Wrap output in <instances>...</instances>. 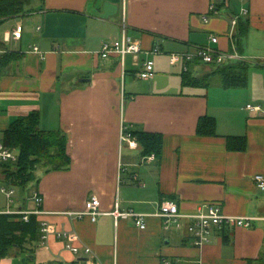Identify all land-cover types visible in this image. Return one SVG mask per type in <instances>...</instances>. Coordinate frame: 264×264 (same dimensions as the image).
<instances>
[{
  "label": "crops",
  "instance_id": "1",
  "mask_svg": "<svg viewBox=\"0 0 264 264\" xmlns=\"http://www.w3.org/2000/svg\"><path fill=\"white\" fill-rule=\"evenodd\" d=\"M106 2L118 7L109 18L101 16ZM29 10L0 24L10 25L0 39L10 55L0 58V141L14 121L36 114L42 130L66 136L71 163L62 170L39 166L33 181L16 186L0 162V234L8 223H34L8 231L14 243L0 264L72 262L68 242L89 247L96 264H264V190L254 181L264 176V0H34ZM19 25L22 37L15 39ZM114 41L138 42L141 51L101 57ZM200 46L236 51L243 60L225 65H247L245 86L224 87L216 75L209 85L185 82L182 62L173 64L171 55ZM148 60L154 75L142 79ZM214 66L197 63L191 76ZM203 118L213 119L214 133H198ZM125 130L158 135L159 154H144L137 140L136 147L123 142ZM3 189L14 190L11 201ZM92 195L102 214L95 221L76 216ZM164 201L183 215L219 204L252 226L213 229L208 243L194 246L187 232L194 221L165 227ZM116 203L143 215L146 228L112 215ZM23 211L32 212L28 222ZM44 222L74 237L45 241Z\"/></svg>",
  "mask_w": 264,
  "mask_h": 264
},
{
  "label": "built area",
  "instance_id": "2",
  "mask_svg": "<svg viewBox=\"0 0 264 264\" xmlns=\"http://www.w3.org/2000/svg\"><path fill=\"white\" fill-rule=\"evenodd\" d=\"M232 24L235 26L237 24V20H232ZM23 28L21 25L17 26L13 35L15 39H21ZM212 42H218L217 37H212ZM38 50L37 47L34 48ZM141 51V46L138 42L132 44H126L124 41H114L111 43H105L101 50V57L107 58L110 55L116 54L119 55L122 59L127 54H138ZM160 48L157 46L153 49V53H159ZM242 61V57L235 51L234 53L221 52L217 51L211 47L200 46L196 49V51L192 53H184V54H172L171 62L179 63L182 62V69L185 72L190 71L193 66L196 67L197 63H204L209 65H222L229 61ZM154 75V62L152 60H148L143 64V69L139 73V77L142 79L151 78ZM248 108L253 110H259V107H254L248 105ZM121 140L123 142H127L130 146H137L136 138L129 131H123L121 135ZM18 154L13 151L11 148L7 147L2 141H0V162L4 165L13 164L17 162ZM254 181L257 187L261 190H264V176L256 175L254 177ZM5 194L7 195L9 201L14 194V190L12 189H3ZM34 198L40 204L42 202V198L38 193L34 194ZM100 208V199L96 195H92L85 204V211L77 213L76 216L83 217L88 215L91 217L93 221L97 219V217L102 214L99 210ZM208 211L206 213H199L196 215H183L179 212L178 206L171 201H164L161 205V209L159 215L164 219L165 227L169 228L171 226L182 227L186 220H193L194 222L187 225V232L192 236L191 242L194 246H201L205 243L209 242V236L213 229L218 231H223L225 229H232L235 227H245L249 228L252 226V221L249 218L242 217H230L223 213L221 206L219 204L211 203L207 206ZM23 215V220L28 222L30 219V215L32 212H18ZM37 214L40 212L37 211ZM116 218H134L136 220V225L145 229L146 224L144 221V216L140 214L134 213L133 210H122L119 207V204H115V209L111 213ZM43 239L47 241L51 235H55L57 238H68L72 239L74 237V233H67L63 231H55L51 225L47 222L43 223ZM65 249L70 252L76 258L72 262H60L59 264H79L80 259L77 257H88L89 262L92 259L93 252L89 247L77 246L72 242H68L65 245ZM88 264H96L91 261ZM162 264H181L179 259L170 260L164 259Z\"/></svg>",
  "mask_w": 264,
  "mask_h": 264
},
{
  "label": "trees",
  "instance_id": "3",
  "mask_svg": "<svg viewBox=\"0 0 264 264\" xmlns=\"http://www.w3.org/2000/svg\"><path fill=\"white\" fill-rule=\"evenodd\" d=\"M34 0H0V24L10 18L21 16L27 12ZM236 47H238L235 42ZM247 65H216L213 72L205 75L203 79L193 78L191 71L183 74L184 80L193 85H209L212 75L220 76V83L227 88L241 87L246 84ZM199 134H212L215 131V123L211 118H203L198 123ZM3 143L9 147L18 148V160L13 164H7L8 177L16 186H24L35 179V172L39 166L49 170H62L71 163L66 151V136L42 130L38 126V117L31 114L14 121L4 134ZM137 142L143 148L144 154H159L161 138L158 135L132 132ZM9 167H14L11 169ZM6 216L3 221H6ZM34 223L28 224L8 223L10 228L0 234V259L9 254V249L14 243V237H9L8 231L20 229L26 231ZM252 264V263H251Z\"/></svg>",
  "mask_w": 264,
  "mask_h": 264
},
{
  "label": "rangeland",
  "instance_id": "4",
  "mask_svg": "<svg viewBox=\"0 0 264 264\" xmlns=\"http://www.w3.org/2000/svg\"><path fill=\"white\" fill-rule=\"evenodd\" d=\"M30 12V10H29V8H27V12H26V14H28ZM26 24V26H31V24L30 23H25ZM29 28H31V27H29ZM7 31H10V25L9 24H3V25H0V39L1 40H3V38L5 37V33L7 32ZM7 45H8V47H14L15 46V43H13V42H9V43H7ZM1 50V49H0ZM5 50H1V52L0 53H2V54H0L1 55V57L0 58H6V57H10V55L8 54V53H5L4 52ZM211 72H208V73H206V74H204V75H208V74H210ZM203 75V76H204ZM203 76H201V77H199V78H197V79H203ZM211 79H212V77L211 78H209V81H211ZM217 80H220V76H218V75H216L214 78H213V81L214 82H216Z\"/></svg>",
  "mask_w": 264,
  "mask_h": 264
},
{
  "label": "water",
  "instance_id": "5",
  "mask_svg": "<svg viewBox=\"0 0 264 264\" xmlns=\"http://www.w3.org/2000/svg\"><path fill=\"white\" fill-rule=\"evenodd\" d=\"M118 7L117 5H114L112 3L106 2L103 6V18H109L110 16H113L117 13Z\"/></svg>",
  "mask_w": 264,
  "mask_h": 264
}]
</instances>
